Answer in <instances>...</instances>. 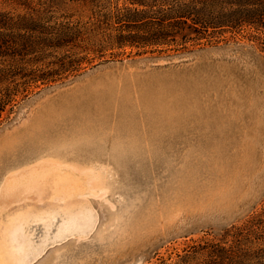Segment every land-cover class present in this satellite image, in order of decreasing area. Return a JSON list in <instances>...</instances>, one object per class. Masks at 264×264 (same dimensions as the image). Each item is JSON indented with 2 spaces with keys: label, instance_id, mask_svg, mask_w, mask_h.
<instances>
[{
  "label": "rangeland",
  "instance_id": "rangeland-1",
  "mask_svg": "<svg viewBox=\"0 0 264 264\" xmlns=\"http://www.w3.org/2000/svg\"><path fill=\"white\" fill-rule=\"evenodd\" d=\"M75 55L0 117V264H195L264 217L263 33Z\"/></svg>",
  "mask_w": 264,
  "mask_h": 264
},
{
  "label": "trees",
  "instance_id": "trees-1",
  "mask_svg": "<svg viewBox=\"0 0 264 264\" xmlns=\"http://www.w3.org/2000/svg\"><path fill=\"white\" fill-rule=\"evenodd\" d=\"M23 1L24 14L0 11V117L17 98L82 59L69 57V49H157L244 28L264 34V0H122V6L76 0L90 12L84 21L72 19L65 0H39L34 7ZM229 237L195 264H264L263 216L247 218ZM179 260L160 264L188 263Z\"/></svg>",
  "mask_w": 264,
  "mask_h": 264
},
{
  "label": "bare ground",
  "instance_id": "bare-ground-1",
  "mask_svg": "<svg viewBox=\"0 0 264 264\" xmlns=\"http://www.w3.org/2000/svg\"><path fill=\"white\" fill-rule=\"evenodd\" d=\"M9 237H11V236H9ZM6 238V237H5ZM37 254V253H36Z\"/></svg>",
  "mask_w": 264,
  "mask_h": 264
}]
</instances>
